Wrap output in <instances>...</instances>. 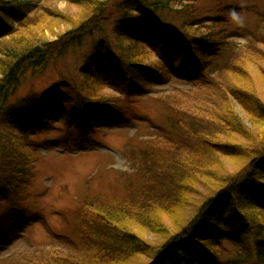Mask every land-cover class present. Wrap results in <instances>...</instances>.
<instances>
[{
	"label": "trees",
	"instance_id": "obj_1",
	"mask_svg": "<svg viewBox=\"0 0 264 264\" xmlns=\"http://www.w3.org/2000/svg\"><path fill=\"white\" fill-rule=\"evenodd\" d=\"M65 1L62 11L58 0H0V247L20 218L34 217L26 204L37 177L36 136L56 126L52 109L83 140L133 116L120 98L136 101L170 72L201 92L164 99L165 142L142 146L144 168L135 180L122 176V198L82 197L72 231L82 253L49 254L46 264H264V67L250 68L264 56V38L255 28L252 49L232 40L245 28H232L230 13L244 6L210 17L197 15V0ZM88 43L78 73L60 75L61 94L31 90L19 98L24 76H43ZM200 97L208 102L194 103ZM232 99L258 131L245 127ZM167 217L179 227L168 230Z\"/></svg>",
	"mask_w": 264,
	"mask_h": 264
},
{
	"label": "rangeland",
	"instance_id": "obj_2",
	"mask_svg": "<svg viewBox=\"0 0 264 264\" xmlns=\"http://www.w3.org/2000/svg\"><path fill=\"white\" fill-rule=\"evenodd\" d=\"M229 5H243L246 9L244 13H238L242 23L233 20L230 23L232 28L244 27L245 33L232 40L239 47L252 49L249 36L251 31L255 28L259 29L258 33L264 38V0H197V15L212 17L211 15H216L222 8ZM57 6L62 11L68 8L65 0H58ZM176 8L179 9L180 6L177 5ZM251 8L254 10H249ZM112 27L113 25L110 24L109 33L112 32ZM55 30L60 32V29ZM46 36L51 40L55 38L51 33H46ZM258 45L264 47V42ZM89 51L88 43L85 48L70 51L60 60L58 68L51 65L43 76L36 79H32L30 74L24 76L18 93L19 98L31 90L43 94L46 92H54V95L61 94L62 89L58 85L60 75L77 74ZM258 56L256 55V58ZM262 57L255 62L250 61V68L255 74L260 66L264 67ZM166 75H170L168 81L150 86V90L145 91L136 101L120 98L127 112L133 116L119 124L102 122V126L95 129L91 137L83 133L84 136H82L85 138L83 140L78 137L76 128L71 129L61 125L62 120H59L58 111L52 109L51 117L55 120L56 126L52 127L48 133L41 134L40 137L36 136L40 141L35 149V157L38 158L37 177L30 187L32 192L26 204L34 217L30 216L31 221H28L23 216L14 232L9 233L7 241L0 247V264H29L31 261L36 264H46L53 254L75 258L80 256L82 252L76 244L79 239L77 231L80 224L74 211L82 197L87 195L88 197L106 196L110 199L122 198L127 181V178L122 176L128 174L129 178L132 177L135 180L144 168L140 150L144 146H161L165 142L160 128L169 126L167 119L169 107L164 99L171 101L177 95L190 90H192L191 95L201 92L198 87L191 86V83L179 79L178 81L170 72ZM237 80L241 81L239 78ZM263 80L261 83L264 87ZM108 90L119 94L110 88ZM210 92L213 97L216 94L218 98L217 91L211 89ZM192 101L194 102L193 98ZM205 102L208 100L200 97L194 103L203 105ZM232 103L234 112L245 122V127L253 129L254 132L258 131L256 126H252L244 109L233 99ZM187 104L197 106L188 101ZM218 107H220L219 104ZM208 111H203V115L211 116L212 114H208ZM196 117H198L197 114ZM66 136L70 138L67 140ZM217 137L226 139V130H219ZM191 210L190 206L184 209V217L193 211ZM77 223V231L72 233ZM162 224L168 226V230H175L180 225L168 217ZM147 230L149 232V229ZM148 232L144 234L147 239L154 241L159 238V236L156 237L155 232L153 234Z\"/></svg>",
	"mask_w": 264,
	"mask_h": 264
},
{
	"label": "clouds",
	"instance_id": "obj_3",
	"mask_svg": "<svg viewBox=\"0 0 264 264\" xmlns=\"http://www.w3.org/2000/svg\"><path fill=\"white\" fill-rule=\"evenodd\" d=\"M230 18H231L233 21L237 22V23H242V21L240 20L238 14H237L235 11H232V12L230 13Z\"/></svg>",
	"mask_w": 264,
	"mask_h": 264
}]
</instances>
